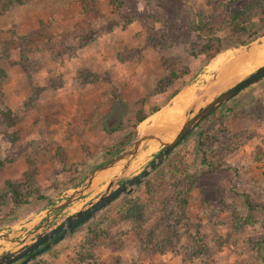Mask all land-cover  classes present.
<instances>
[{
	"label": "rangeland",
	"instance_id": "obj_1",
	"mask_svg": "<svg viewBox=\"0 0 264 264\" xmlns=\"http://www.w3.org/2000/svg\"><path fill=\"white\" fill-rule=\"evenodd\" d=\"M259 5L264 0H0V255L103 192L121 165L49 211L130 146L137 114L152 125L166 111L149 132L171 135L197 94L220 83L213 95L263 65H228L230 55L263 44ZM246 10L253 14L241 32L224 28ZM203 23L221 29L220 51L207 63L199 51L213 36ZM154 144L131 159L136 165L121 181L146 165ZM7 181L21 185L27 203H13ZM27 264H264V79Z\"/></svg>",
	"mask_w": 264,
	"mask_h": 264
},
{
	"label": "water",
	"instance_id": "obj_2",
	"mask_svg": "<svg viewBox=\"0 0 264 264\" xmlns=\"http://www.w3.org/2000/svg\"><path fill=\"white\" fill-rule=\"evenodd\" d=\"M263 37L264 35L260 36L259 39ZM221 75L219 76V80H221ZM263 79L264 64L231 86L217 91L213 95L210 92L213 87L208 89L206 88L201 93L197 94L190 101L189 105L184 108L183 120L179 123L177 128L172 129L171 135L166 136L164 133L167 131L165 130L164 132L157 131L147 132L142 135L138 134L126 150L107 163L92 170L84 183H81V185L75 188V190L69 194L65 200L54 205L49 211L63 208L74 199L83 196L87 192V189L92 184L97 174L121 165L122 167L120 168V173L114 172V176L98 197L88 201L83 207L74 213L64 216L61 222H59L56 226L52 228L48 227L45 231L37 234L31 242L23 244L20 248L14 251H7L1 254L0 264H27L34 258L49 250L67 234L74 232L97 212L116 200L120 195L131 191L135 186L142 183L153 170L162 164V162L198 126V124L210 116L220 105ZM221 86L222 85L220 83L216 84L213 88L214 91L217 90V88H221ZM149 142L155 143L150 148L151 151L159 145L157 152H155L153 157L139 172L121 181L122 177L130 167L131 159L138 155L141 150H143L144 145ZM7 240L9 239L7 238Z\"/></svg>",
	"mask_w": 264,
	"mask_h": 264
},
{
	"label": "trees",
	"instance_id": "obj_3",
	"mask_svg": "<svg viewBox=\"0 0 264 264\" xmlns=\"http://www.w3.org/2000/svg\"><path fill=\"white\" fill-rule=\"evenodd\" d=\"M262 11H264V5H259V13H261ZM251 14H253V13L249 12L248 10L238 14V16L235 14L229 21L225 22L224 28L228 29L233 34L241 32V30H243L245 28L246 22L250 20V18L252 16ZM200 21H201V19H199V22ZM202 25L204 27H206L205 25H207V24L203 23ZM205 31L210 32L213 36L212 38H210V40L207 41V43L205 45H202V47L199 51L200 55L202 57L201 61L204 63H207L212 57H214L220 51V46H217L215 44V42L220 44L221 38H220V36H216V34L218 33V31H221V29L216 28V26H214V25H210V26H208L207 30H205ZM171 75L173 77V81L176 80L178 77L177 74H175V73H172ZM156 110L157 109L153 110V112H155ZM146 117H147V115L144 114L143 112L137 114L136 124L139 122L141 123V121L143 122ZM135 135H136V130L134 129L131 132V135L128 136V139L126 141H128V143H129L133 139V136H135ZM121 151H122V149H120V148L115 149L114 155H117ZM6 186L8 187L10 193L12 194V201L14 204L21 205L23 203H27L28 200H27V198H24V194L22 193L20 184L7 181Z\"/></svg>",
	"mask_w": 264,
	"mask_h": 264
},
{
	"label": "bare ground",
	"instance_id": "obj_4",
	"mask_svg": "<svg viewBox=\"0 0 264 264\" xmlns=\"http://www.w3.org/2000/svg\"><path fill=\"white\" fill-rule=\"evenodd\" d=\"M263 42V44H261L260 46H256L254 47L250 52L248 53H235L233 55H230V53L226 52L223 55H221L220 57H218L216 60L213 61V63H211V67L212 69H216L218 67V65L223 64L226 60V58L229 56L231 58V60L229 61L228 65H234V64H238V63H242L243 61L248 60L249 63H252L254 65H258V64H263L264 63V37L259 39ZM228 61V60H227ZM227 63V62H226ZM225 65V64H224ZM261 66V65H260ZM255 67V66H254ZM249 69V68H248ZM251 69V68H250ZM250 71V70H249ZM242 73V72H241ZM232 76V75H231ZM177 97H179V95H177ZM181 97V96H180ZM184 97V96H182ZM181 97V99H182ZM177 99V98H176ZM178 103V102H177ZM176 103V107H179V105ZM174 110V109H173ZM165 113L164 112H159V115L157 116V118L155 119L154 123L152 125H148V121H143L141 122L137 129H138V133L139 134H145L149 131H151L152 129H157L159 128V121L165 119ZM173 114V113H172ZM179 116V115H178ZM158 130V129H157ZM136 165V163H132L130 168H134ZM121 167V166H120ZM108 177V176H107Z\"/></svg>",
	"mask_w": 264,
	"mask_h": 264
},
{
	"label": "crops",
	"instance_id": "obj_5",
	"mask_svg": "<svg viewBox=\"0 0 264 264\" xmlns=\"http://www.w3.org/2000/svg\"><path fill=\"white\" fill-rule=\"evenodd\" d=\"M112 245V244H111ZM116 245V244H115ZM115 245H112L111 247H113V246H115ZM109 247H110V245H109Z\"/></svg>",
	"mask_w": 264,
	"mask_h": 264
}]
</instances>
